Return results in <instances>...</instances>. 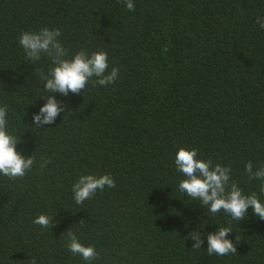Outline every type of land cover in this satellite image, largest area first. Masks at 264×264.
Here are the masks:
<instances>
[{
    "label": "trees",
    "instance_id": "1",
    "mask_svg": "<svg viewBox=\"0 0 264 264\" xmlns=\"http://www.w3.org/2000/svg\"><path fill=\"white\" fill-rule=\"evenodd\" d=\"M133 3L0 0V106L17 151L34 157L24 177L0 174V264H264V220L251 207L241 221L213 215L179 191L175 166L181 147L196 149L230 167L226 190L235 183L264 203V182L245 171L264 165V0ZM43 28L60 29L65 59L106 51L116 82L90 81L67 97L45 91L36 70L47 74L50 57L33 63L19 44ZM50 94L65 111L37 128L32 117ZM105 174L115 187L77 204L80 176ZM41 214L54 226L34 224ZM220 227L240 238L237 254L208 255L207 234ZM68 231L98 259L74 255ZM193 231L200 249L187 239Z\"/></svg>",
    "mask_w": 264,
    "mask_h": 264
},
{
    "label": "clouds",
    "instance_id": "2",
    "mask_svg": "<svg viewBox=\"0 0 264 264\" xmlns=\"http://www.w3.org/2000/svg\"><path fill=\"white\" fill-rule=\"evenodd\" d=\"M126 8L134 11L133 0H124ZM256 23L264 28V17L258 16ZM61 31L59 28L50 30L43 28L39 32H23L19 39V44L25 50L28 60L35 63L41 59L42 54L50 57L52 67L47 74L42 70L38 71L40 80L44 81V90L49 93H58L67 97L69 93L79 94L91 81L93 85L108 86L114 84L119 75V69L113 67L109 71L108 54L106 51H97L89 55L85 51L76 53L72 59H65L68 55L66 49L60 43ZM96 78L93 80V78ZM48 95L46 103L39 109V113L33 115V123L37 128L43 125L53 124L60 113L65 109L54 95ZM7 105L0 106V174L10 179L22 178L30 171L34 164V157H24L17 151V138L6 130ZM198 150H188L181 147L175 156V166L185 179L179 182V191L186 193L193 200H199L202 206H206L208 211L215 215L223 210L236 221L244 220L247 217L249 207L253 214L260 220H264V203H262L253 193L246 196L242 190L232 183L226 190L230 180V167L219 164L213 165L211 160L203 161L197 159ZM49 161L45 160L42 166H46ZM249 179H260L264 182V165L253 171V164L249 161L245 166ZM105 186L115 187V181L110 174L102 176L82 175L73 184L72 192L77 204H82L85 200L92 198L97 190H103ZM261 191L264 192V183ZM84 221L81 220L80 223ZM34 224L43 228L54 225L52 218L45 214L39 215ZM232 233L230 227H220L214 233L207 234L208 255L227 256L237 254L236 245L240 238L236 236L233 243L227 237ZM68 249L75 255L79 254L85 261L98 259L94 246L82 245L77 236L68 231ZM202 233L193 231L189 233L187 239L195 241L194 249H200L204 243L201 238ZM31 264H36L35 258Z\"/></svg>",
    "mask_w": 264,
    "mask_h": 264
}]
</instances>
